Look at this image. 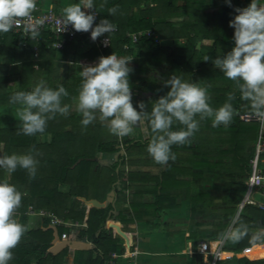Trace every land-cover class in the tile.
Here are the masks:
<instances>
[{
    "label": "trees",
    "instance_id": "16d2710c",
    "mask_svg": "<svg viewBox=\"0 0 264 264\" xmlns=\"http://www.w3.org/2000/svg\"><path fill=\"white\" fill-rule=\"evenodd\" d=\"M251 2L231 0L232 6L229 7L224 0H93L90 10L99 13L98 25L102 20H108L117 27L116 32L109 34L111 46L103 50L87 35L77 36L64 49L56 50L52 47L53 40L49 32H41L34 39L31 35L25 39L21 33L12 30L0 33V107L23 106L20 101L10 102L14 93L31 92L41 82L43 88L55 91L63 86L68 92L67 96L60 97V107L68 106V115L44 113L47 126L43 134H17L21 127L0 123V157L13 153L30 154L37 161L35 178L31 180L26 170L17 169L9 179L6 172L0 169V182L7 179L23 194L21 207L16 211L21 215L20 223L26 225L30 208L34 212L45 211L69 224L83 221L85 205L79 197L104 202L111 190L115 189L120 194L129 183L146 182L149 176L148 179L154 181L149 191L153 192L155 200L153 203H142L135 199L131 203V217L126 218L124 212L116 216V202L105 208L86 203L88 207L93 206L87 219V232L93 238L95 247L77 251L76 264H107L110 255L120 251L125 242L117 220L133 222L141 219L140 213L144 211L141 208L145 209L144 212L153 208L156 216H160L165 210L177 205L181 194L172 193L171 190L178 188L187 189L185 197L191 200L193 214L210 210L212 215L218 211L221 213L216 223V234L222 236L246 195L247 187L243 180L251 171L250 160L255 153L261 123L242 119V115L252 113L251 101L241 97L242 81L233 82L225 78L215 65V60L226 57L234 47V29L229 27V22L237 14L235 9H242V4L247 7ZM113 7H117L114 15L108 11ZM182 15L185 20L180 26L170 21ZM140 30H152L155 35L143 37L132 45L127 34ZM180 39L185 41L184 45L178 43ZM168 40H173L175 44L166 43ZM205 40H211V44H204L199 49ZM126 44L129 45L127 49ZM34 46L39 48L37 59ZM202 49L206 50L205 54H201ZM112 54L129 61L127 66L131 71L128 81L133 107L144 115L146 122L154 105L171 90L168 82L178 78L182 83L206 88L213 109L225 103L231 104L235 109L231 124L228 127H213L212 117L205 116L201 120L197 115L195 119L199 121V130L190 138V143L172 146L175 160L170 159L166 165H160L162 171L159 175L152 177L146 173L127 172L124 170L126 165L154 163L152 159H146L151 130L147 141L130 139L128 136L120 138L109 133L106 124L100 121L98 112L93 123L84 129L80 123L82 116L72 111L73 101L78 97L82 83L80 73L83 68L94 67L100 57ZM205 57H209L206 62ZM161 66L166 68L162 72L168 77L165 81L153 75ZM13 83H17L14 90L11 88ZM230 93L234 97L232 100L228 99ZM182 127L174 122L172 130L178 131ZM41 135H50L49 141L38 142L37 137ZM184 150L190 151L182 155ZM104 153L119 155L114 162H104L98 158L99 154ZM138 156L142 159H132ZM180 158L220 169L228 178L222 186L223 193L214 195L206 191L193 194V182L179 179V176L190 177L195 173L192 167L176 164ZM212 159L217 161L212 162ZM262 168L264 170V165ZM117 183H121L122 189L119 190ZM61 184L69 185L70 191H60ZM136 188L137 196L147 191L144 185ZM218 201L222 207L214 211ZM71 228L63 224L59 230L63 234L69 233ZM115 229L121 234H115ZM235 229L247 230V235L238 243L227 241L225 252L237 255L244 250L257 249L261 255L241 256L234 264H264V210L255 205H245L234 225ZM24 235L41 240L40 245L19 242L12 249L13 259L8 264H31L35 256L38 258L37 264H44V259L50 257L55 264H62L65 252L55 257L48 253L53 238L52 230L26 231ZM253 235H258L262 241L251 244L249 241Z\"/></svg>",
    "mask_w": 264,
    "mask_h": 264
},
{
    "label": "clouds",
    "instance_id": "9594fccd",
    "mask_svg": "<svg viewBox=\"0 0 264 264\" xmlns=\"http://www.w3.org/2000/svg\"><path fill=\"white\" fill-rule=\"evenodd\" d=\"M231 7V0H224ZM93 0H80L63 9V28L71 26L75 32L87 33L91 31V38L95 41L105 33L115 31V25L108 20H102L93 28L94 16L87 14L83 9H91ZM118 7V6H117ZM117 7L109 8V14L114 15ZM36 9V0H0V33L9 32L14 25H19L22 18L31 17ZM237 13L229 22L234 29V47L223 59L217 58L215 65L221 69L225 78L233 82L242 81L240 92L242 99L251 101L252 115L264 127V6H258L257 0L245 8H236ZM42 24L43 21H37ZM39 33L31 30L34 39ZM209 57H205V62ZM129 61L115 54L100 57L96 66L83 68L80 76L82 83L78 91L76 111L82 116L81 125L87 128L96 119H99L110 134L123 138L133 132L134 126L140 125L145 137L151 139L147 145V153L154 163L166 165L175 160L172 146H182L190 143L194 134L199 130V121L205 116L212 117V126L223 125L228 127L235 114L231 104L213 109L209 104V95L206 88L196 84L181 82L172 79L168 82L171 90L154 105L147 124L145 117L138 112L131 103V89L128 74L131 69ZM43 82L31 92H15L12 100L20 101L23 107L17 109L22 125L20 132L25 136H34L45 132L47 122L44 113L59 112L62 116L68 115V106L60 107V97L67 96L63 86L57 90L43 88ZM229 100L234 99L230 93ZM33 109L38 111L33 112ZM52 117H48L51 119ZM174 122L183 127L173 131ZM37 161L32 155H5L0 157V169H3L10 179L17 169L26 170L29 179H34ZM23 194L16 186L6 179L0 182V264H8L13 259L12 249L20 242L28 226L19 223L15 218L16 211L21 207ZM247 235V230L235 229L227 234L228 242L238 243ZM262 240L258 235L250 238L251 244Z\"/></svg>",
    "mask_w": 264,
    "mask_h": 264
},
{
    "label": "crops",
    "instance_id": "0c3cea01",
    "mask_svg": "<svg viewBox=\"0 0 264 264\" xmlns=\"http://www.w3.org/2000/svg\"><path fill=\"white\" fill-rule=\"evenodd\" d=\"M252 1V0H251ZM264 2V0H257V3L259 2ZM80 0H36V8L39 9V11H44L47 9H53L56 12H58V9L63 10L65 7L70 6L72 4L79 3ZM245 2V1H243ZM259 5L258 6H263ZM86 13L90 9H83ZM213 10V9H212ZM211 10V11H212ZM62 13L63 12H58ZM176 22V25L180 26V24L185 20V19H180L179 17ZM181 41H184L183 39H180L178 43ZM170 42H173V45L175 42L172 40L166 41V43L170 44ZM204 42H210L207 45L211 44V40H205ZM203 42V44H204ZM65 65V64H63ZM17 83L11 84L12 90L16 89ZM77 100V99H75ZM74 100V101H75ZM23 106L20 105H7L0 107V110L5 108L10 111L9 108L13 109H19ZM76 111V110H75ZM9 117L8 120L5 122L0 121V123H7L9 124V119L11 117H19L16 112L11 113L8 112ZM8 116V115H7ZM1 117V116H0ZM13 119V118H12ZM144 123L147 124L146 121ZM10 125V124H9ZM15 126V125H11ZM16 126L21 127V125L16 124ZM140 125H137L139 127ZM141 127V126H140ZM70 129V127H68ZM129 137V136H128ZM130 139L134 138H139L142 139L143 141H147L150 138V131H149V137H145L144 133L142 132V135L139 136H134V137H129ZM50 139V135H41L37 137V141L39 142H47ZM118 153H104V154H99L98 157L102 161H107L113 160V162L117 159ZM132 159H142V157H134ZM146 159L151 160L152 158L148 156ZM179 162V164H178ZM176 164L178 165H184V166H189L193 168L194 172V167L195 168H202L201 163L198 162H187L186 160H182L181 158L176 161ZM124 170L127 172H136V173H143L147 174L150 176H155L159 175L162 171V166L156 163H148V164H136V165H126L124 167ZM197 172V171H196ZM195 173V172H194ZM199 173V171H198ZM202 173H199L197 178H203V175H200ZM196 175V174H195ZM193 176V175H192ZM185 177V176H179V179H189L190 181L193 182V177ZM200 176V177H199ZM147 180L146 182H141V181H136V182H131L126 186V189L121 190L120 194H117L116 190L113 189L115 192L114 200L113 202L117 203L115 214L116 216L122 214L124 212L125 217H131L132 215V209H131V203L135 200L138 199L142 203H153L155 200V196L152 191H149L154 185L153 180H149V176L146 177ZM194 178H196L194 176ZM196 178V179H197ZM213 183H208L206 184V188H203L200 185L193 183L191 192L193 194H198V193H203L206 191H210L214 195H217L219 193H223V191H218L216 188L214 189V186H212ZM117 186H119V190L122 189L121 183H117ZM144 185L147 187V191L141 195L137 196L136 194V187ZM60 191L68 193L71 189L69 185L66 184H61L60 185ZM112 191V190H111ZM172 193H179L181 194V197L177 199V205L173 206V208L167 209L164 212L161 213L160 216H156L153 208L149 209L148 211L144 212L145 209L141 208L142 213H140L142 216L141 219H136L135 221H121L117 220V222L121 226V231L123 232L124 237L120 232L117 231V229L114 230L115 234H121V236L125 239V242L123 244V248L116 252L115 254L118 255V258L115 259L117 264H212L213 260L209 258V255L205 256L203 254H199L197 252V247L198 245L203 242V241H208L213 243V250L217 247V242L224 240V244L222 246V251L221 254L219 255L218 259V264H234L236 262V259L238 257H241L246 254V256H260L261 252L257 249H253L250 251L244 250V252L235 255L234 253H228L225 252L224 248L226 246L227 240L225 239L227 231L229 230L230 226L231 230L229 231L228 234L233 230L234 225L244 207L243 201L240 204V206L243 204L242 208H240L236 213V215L233 217L232 221L230 222L229 226L225 230L224 234L222 236H217L216 234V228L215 232L211 235H206V233H203L202 228L204 227V222L200 219L199 216L202 214H193L192 212V203L191 200H188L185 197V193L187 192V189L185 188H178L175 190H171ZM110 193V192H109ZM106 198L104 201L107 202V207L110 203H108ZM86 199V198H85ZM81 202L85 205V219L83 221H80L79 223L82 224V226H79L77 228H71L70 232H73L76 235L77 240L76 241H81L84 243H89L91 245L90 249H74L70 246L65 247L62 249L59 253L55 254L50 251V249L59 243L61 241V237L59 240H56L55 234L58 233L59 236L62 235L61 231L59 230V227L63 226V224H52L51 217L48 215H45L43 212L45 211H40V212H34L28 215L26 226H28L27 231H36V230H42V231H48L52 230V241H51V246L48 249V253H51L53 257L58 256L61 253L65 252V255L63 257V261L61 262L62 264H76L75 258H76V253L79 250H92L94 249V243H93V238L90 237V234L87 232L88 231V223L87 219L89 216V211L91 209L90 206L86 205V202H84V198H80ZM219 201L216 202L215 207L217 208L219 205ZM102 207V208H105ZM52 215V214H51ZM56 217V216H55ZM14 218L20 223V218L21 215L16 212ZM58 218V217H57ZM199 218V219H198ZM235 219L234 223L232 224L233 220ZM199 223H202L199 225ZM74 241V240H73ZM21 243H26V244H34L35 246H39L41 243V240L35 239L29 235H23L21 240ZM133 250H136V253H134V256L130 255L132 254L131 252ZM244 253V254H243ZM254 255H253V254ZM114 254V253H113ZM225 254V255H224ZM97 254L94 255L96 257ZM222 255V256H221ZM38 263V258L35 256L31 264H37ZM44 264H55L53 258H45L44 259Z\"/></svg>",
    "mask_w": 264,
    "mask_h": 264
},
{
    "label": "built area",
    "instance_id": "2783aa9c",
    "mask_svg": "<svg viewBox=\"0 0 264 264\" xmlns=\"http://www.w3.org/2000/svg\"><path fill=\"white\" fill-rule=\"evenodd\" d=\"M264 6V5H263ZM87 14H91L94 16L93 28H95L99 23L100 15L97 11L89 10ZM42 20L43 23L39 24L37 21ZM63 28V14L58 13L53 9H47L44 11H39L38 8L32 13L29 18H22L19 25H14L11 29L12 31L21 33L25 39L31 35V30H35L38 33L41 32H49L52 37V47L56 50H62L65 48L66 44L80 35H87L89 39L91 38V31L87 33L83 32H75L72 27L67 26L66 30H61ZM117 31V27L115 26V31ZM128 37L131 39V44L135 45L138 41L143 37H152L154 36V32L152 30H140L135 32H129ZM96 45L100 47L102 50L107 49L111 46L112 40L108 33L98 37L95 41ZM129 48V45H125V49ZM33 51L35 53L36 59L39 55L38 46H34ZM107 57V56H104ZM242 119L246 121L257 120L258 118L251 114H244L241 116ZM264 165V127L261 125L259 137L257 140V144L255 147V153L250 160L251 171L246 178L245 185L247 187V192L244 197L243 204L244 206L247 204L258 206L260 209L264 210V170L262 168ZM34 213V211L30 208V214ZM45 215L51 217L52 224H64L65 226H72L77 228L82 226L79 222L74 223H65L63 220L43 212ZM61 240H70L76 241V235L73 232L63 233L61 236ZM222 251V247L220 249ZM136 250L132 251L130 255L134 256ZM197 252L203 255H209L213 258L212 264H218V259L215 260V252L213 250V243L208 241L201 242L197 247ZM111 258L107 261V264H117L115 259L118 258L117 254H111Z\"/></svg>",
    "mask_w": 264,
    "mask_h": 264
},
{
    "label": "rangeland",
    "instance_id": "374dc122",
    "mask_svg": "<svg viewBox=\"0 0 264 264\" xmlns=\"http://www.w3.org/2000/svg\"><path fill=\"white\" fill-rule=\"evenodd\" d=\"M243 3H245V2H243ZM246 4V3H245ZM245 4H242V8H245ZM259 5H262V4H264V2L262 1V2H259L258 3ZM58 12H63V10H61V9H58ZM176 17H179V20L180 19H185V16H176ZM176 17H174V18H171L170 19V21L171 22H173V23H180L179 21L178 22H176L177 20H178V18H176ZM178 26V25H177ZM210 42H204V44L205 45H207V44H209ZM180 45L182 44V45H184L185 44V41H181L180 43H179ZM204 44H201V45H199V49L200 48H202L203 47V45ZM200 52H201V54H205L206 53V50H204V49H202V50H200ZM204 56V55H203ZM201 59L203 60L204 59V57H201ZM168 68V67H167ZM164 69H166V68H164V66H161V69H158L157 71H154L153 72V75L155 76V77H157V78H159L160 80H162V81H165L168 77L167 76H164L163 74H162V72L164 71ZM133 99L131 98V103H132V105H133ZM76 104H77V100H75V101H73V105H72V111H75L76 110ZM10 109V111L8 110V109H6L5 110V108H3V109H1L0 110V121H2V122H5V121H7L8 120V117H9V114H8V112H11V113H14V112H16V114H17V109H13V110H11L12 108H9ZM8 115V116H7ZM13 118V119H12ZM144 121H146V119L144 120ZM9 124L10 125H16V124H18V125H22V121H20V119H19V117H16V118H14V117H11V119H9ZM146 124V123H145ZM201 127H203V126H201ZM142 127H137V126H134V128H133V132L130 134V135H128L129 137H134V136H141L142 135ZM40 142V141H39ZM194 144V143H193ZM125 150L123 149L122 150V152H124ZM188 151H190V150H184V151H182L183 152V154L182 155H185L186 154V152H188ZM185 153V154H184ZM98 157H100V156H98ZM147 157H148V155H147ZM215 161H217V160H213L212 159V162H215ZM105 162V161H104ZM106 162H108V160L106 161ZM109 162H113V160H110ZM178 164H179V162H178ZM183 165V164H182ZM197 171V172H196ZM198 171H199V173H202L201 175H203V178H197V176L199 175V173H198ZM194 172H195V174L196 175H194L196 178H194V176H192L193 177V183H195V181H196V184L197 185H200V186H202L203 188H206L207 186H206V184H208V183H213L212 184V186H214V189L216 188V190H220V191H223L222 190V186L228 181V178L226 177L227 175H224L223 173H222V171H220V169H218V168H213V167H207V166H204V167H202V168H195L194 167ZM200 177V176H199ZM243 182H244V184H245V180H243ZM61 187V186H60ZM59 187V188H60ZM221 207H222V204L220 203L219 205H218V207L216 208L215 207V210L214 211H218V210H220L221 209ZM210 212H211V210L209 211V212H207V213H204V214H202L201 216H199L200 217V219L202 220V222H204V227L202 228V231H203V233H206V235H211V234H213L214 232H215V228H216V223H217V221H218V218L219 217H221V213L218 211L217 213H214L213 215L212 214H210ZM199 219V218H198ZM134 251V250H133ZM253 251H255V250H253ZM244 253H245V251H244ZM243 253V254H244ZM249 253H250V251H249ZM253 254V253H252ZM225 255V254H224ZM254 255V254H253ZM205 256H207V255H205ZM243 256H246V254L245 255H243ZM208 257V256H207ZM247 257V256H246ZM213 258L214 257H211V260H213Z\"/></svg>",
    "mask_w": 264,
    "mask_h": 264
},
{
    "label": "water",
    "instance_id": "95a60500",
    "mask_svg": "<svg viewBox=\"0 0 264 264\" xmlns=\"http://www.w3.org/2000/svg\"><path fill=\"white\" fill-rule=\"evenodd\" d=\"M114 196H115V192L112 190L110 191L109 193V197L107 199L108 203H112L113 200H114ZM85 202L86 203H93V206L94 207H98V208H102V207H105V203L104 202H100L96 199H92V200H87L85 199ZM55 237H56V240L58 241L60 236L58 235V233L55 234ZM67 246H70L74 249H90L91 248V245L89 243H84V242H81V241H70V240H61L59 241V243H57V245H54L50 251L52 253H59L62 249H64L65 247Z\"/></svg>",
    "mask_w": 264,
    "mask_h": 264
},
{
    "label": "bare ground",
    "instance_id": "6f19581e",
    "mask_svg": "<svg viewBox=\"0 0 264 264\" xmlns=\"http://www.w3.org/2000/svg\"><path fill=\"white\" fill-rule=\"evenodd\" d=\"M242 206H243V204L241 205V207L240 208H242ZM236 218H234V220H235ZM234 222V221H233ZM232 222V223H233ZM223 244H224V240H222V241H218L217 242V247L214 249V252H215V260L219 257V255L221 254V251H220V249H221V247L223 246ZM222 256V255H221Z\"/></svg>",
    "mask_w": 264,
    "mask_h": 264
}]
</instances>
